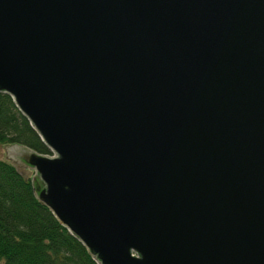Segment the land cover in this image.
Here are the masks:
<instances>
[{
	"label": "water",
	"instance_id": "95a60500",
	"mask_svg": "<svg viewBox=\"0 0 264 264\" xmlns=\"http://www.w3.org/2000/svg\"><path fill=\"white\" fill-rule=\"evenodd\" d=\"M0 93L97 264H264V0H0Z\"/></svg>",
	"mask_w": 264,
	"mask_h": 264
},
{
	"label": "trees",
	"instance_id": "16d2710c",
	"mask_svg": "<svg viewBox=\"0 0 264 264\" xmlns=\"http://www.w3.org/2000/svg\"><path fill=\"white\" fill-rule=\"evenodd\" d=\"M51 155L9 95L0 93V145ZM0 264H97L35 196L32 180L0 159Z\"/></svg>",
	"mask_w": 264,
	"mask_h": 264
},
{
	"label": "rangeland",
	"instance_id": "374dc122",
	"mask_svg": "<svg viewBox=\"0 0 264 264\" xmlns=\"http://www.w3.org/2000/svg\"><path fill=\"white\" fill-rule=\"evenodd\" d=\"M0 159L9 161L23 177L31 179V170L32 169H30V168L18 163L17 161L9 158L7 156L6 151H5L4 145H0Z\"/></svg>",
	"mask_w": 264,
	"mask_h": 264
}]
</instances>
